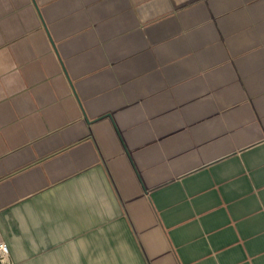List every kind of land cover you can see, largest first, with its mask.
<instances>
[{
	"label": "crops",
	"instance_id": "1",
	"mask_svg": "<svg viewBox=\"0 0 264 264\" xmlns=\"http://www.w3.org/2000/svg\"><path fill=\"white\" fill-rule=\"evenodd\" d=\"M0 264H264V0H0Z\"/></svg>",
	"mask_w": 264,
	"mask_h": 264
},
{
	"label": "built area",
	"instance_id": "2",
	"mask_svg": "<svg viewBox=\"0 0 264 264\" xmlns=\"http://www.w3.org/2000/svg\"><path fill=\"white\" fill-rule=\"evenodd\" d=\"M6 253H7V247L5 243H0V254L4 256Z\"/></svg>",
	"mask_w": 264,
	"mask_h": 264
}]
</instances>
